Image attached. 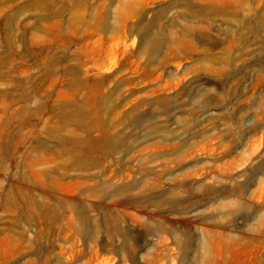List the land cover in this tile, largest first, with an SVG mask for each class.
Masks as SVG:
<instances>
[{"label":"rangeland","instance_id":"1","mask_svg":"<svg viewBox=\"0 0 264 264\" xmlns=\"http://www.w3.org/2000/svg\"><path fill=\"white\" fill-rule=\"evenodd\" d=\"M0 264H264V0H0Z\"/></svg>","mask_w":264,"mask_h":264}]
</instances>
